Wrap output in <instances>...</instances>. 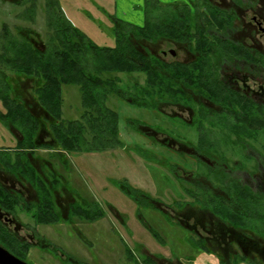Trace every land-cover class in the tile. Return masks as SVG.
I'll use <instances>...</instances> for the list:
<instances>
[{
    "label": "flooded vegetation",
    "instance_id": "flooded-vegetation-1",
    "mask_svg": "<svg viewBox=\"0 0 264 264\" xmlns=\"http://www.w3.org/2000/svg\"><path fill=\"white\" fill-rule=\"evenodd\" d=\"M174 3L187 5L190 23H187L184 37L160 38L156 42L142 41L140 47L164 63L188 64L191 75L193 72L195 74V63L201 61V71L197 74L201 78L198 82L200 86H194L197 85L194 81L197 77L190 78V85L181 88L189 90V102L161 103L156 110H150L167 116L169 125L165 121L160 122L158 128V124L146 122L133 125L153 144L165 146V152H171L186 161L187 168L191 162L192 167L189 169L171 165L181 184L186 183V187L182 184V188L187 198L173 209L155 202L148 204L147 207L158 210L161 215L148 216V221L141 222L145 228L151 224L159 232L165 233L174 252L153 254L144 250L146 256L143 260L133 261L130 257L131 262L193 264L192 258H188L186 253L189 246L198 252L214 253L221 264H237L238 261L264 264V221L258 220L255 212L257 206H264V151L256 145L264 143V0H186L167 4ZM145 9L144 6L143 21L138 26L144 25ZM193 90L200 91L197 93ZM110 98L114 97L107 99V106ZM29 101L39 108L35 101ZM81 105L83 109L82 96ZM175 108L187 112L188 119L181 113L176 115L167 111ZM40 112L39 108L37 114ZM196 118L200 119V131L193 126ZM11 130L18 139V145L22 136L16 129ZM118 134L122 146L102 152L124 146L119 122ZM161 135L166 136L161 140ZM36 140L38 144H43L51 141L52 137L48 131L41 130ZM200 142L222 144L224 148L234 151L231 150L230 155L226 156L224 151L218 150V146L216 152L208 153L203 151L205 147ZM15 152V157L0 156V246L26 264H34L29 259V251L39 245L48 254L57 256L60 252L62 264H88L78 261L46 236L48 243L45 242L37 230L39 225L44 224L63 222L72 225L74 221L71 218L85 221L76 212V206H85L91 212L102 213L98 219L86 220L88 223L106 216L99 204L87 201L65 188L66 178L58 166L69 169L68 175H71L69 167L73 164L70 154L59 149H18V146ZM54 157L59 162L57 169L53 159H50ZM181 171L186 177L180 176ZM70 179H67L66 184ZM64 190L69 198L70 195H76L68 203L67 210L59 203ZM213 205L218 207L221 214L212 210ZM20 212L26 213L37 229L30 222L22 224ZM226 212L234 214L235 220L226 218ZM45 215L57 216L58 220H38ZM119 218L123 222V218ZM171 225L178 226L183 233L174 238L167 229ZM22 230L27 231L28 237L20 236ZM28 238L29 241L26 240Z\"/></svg>",
    "mask_w": 264,
    "mask_h": 264
},
{
    "label": "trees",
    "instance_id": "trees-1",
    "mask_svg": "<svg viewBox=\"0 0 264 264\" xmlns=\"http://www.w3.org/2000/svg\"><path fill=\"white\" fill-rule=\"evenodd\" d=\"M10 3L22 8L21 15L34 21L38 0H10ZM186 6L145 0L143 26L116 20L115 47L94 43L72 24L54 0L46 3V38L31 27L15 26L12 31L3 23L0 29V121L22 136L18 149L45 147L72 154L122 146L118 114L106 105L109 97L148 110H156L161 103L189 102V90L181 88L189 86L188 80L200 73L201 61L195 63V74L191 75L188 64L164 63L140 47L142 41L183 38L190 23ZM28 81L30 89L24 86ZM194 81L197 83L194 86L199 87L201 78ZM64 86L76 87L81 93L80 119L63 118ZM24 90H32V100L41 109L39 114L34 110V103L24 98L27 96H23ZM199 118L194 120L193 126L200 131ZM41 130L48 131L52 140L38 144L36 137ZM200 145H204L205 152L217 151V144L200 142ZM211 208L221 214L217 206ZM76 212L85 220L98 219L102 214L91 212L85 206H76ZM255 212L258 220L264 221V206H257ZM225 217L235 220L230 212H226ZM43 218L38 220H58L57 216Z\"/></svg>",
    "mask_w": 264,
    "mask_h": 264
},
{
    "label": "rangeland",
    "instance_id": "rangeland-1",
    "mask_svg": "<svg viewBox=\"0 0 264 264\" xmlns=\"http://www.w3.org/2000/svg\"><path fill=\"white\" fill-rule=\"evenodd\" d=\"M54 1L73 25L81 29L94 43L102 47H115L117 45L115 32V21L117 19L135 25H141L143 21L145 0ZM160 1L167 4L186 0ZM46 3L47 0H38L36 16L32 22L21 15L22 8L11 5L5 0H0V29L3 23H7L12 31H14L15 26L31 27L41 37L46 38ZM24 86L26 89H30L31 82H26ZM22 92L23 96L27 95L24 97L25 99L31 100L34 98L32 90ZM63 96V117L69 120L78 119L83 111L79 90L76 87L64 86ZM107 104L119 114L120 136L124 146L100 153L84 151L70 154V160L73 164L69 167L72 171L71 175H68L69 169L65 170L58 166L66 178L65 188H68L71 192H76L87 201L92 200L96 202L95 204H99L105 211V218L94 223L71 218L74 221L72 225L63 222L44 224L39 225L37 229L30 217L26 213L20 212V221H22V224L30 222L33 227L40 231L42 240L47 242L44 237L46 236L50 242L58 245L66 253L78 261H86L88 264H136L131 262V258L133 261L143 260L146 256L144 250L153 254L155 252L173 253V246L169 243L165 233L159 232L158 228H154L151 224L145 228L141 222L143 220L148 221V216L161 215L158 210L147 207L152 202L173 209L186 200L187 196L182 188V184L186 187V183L181 184L172 169L174 166H171L179 165L187 168L186 161L179 159L171 152H165V146L153 144L152 140L139 133L133 125L146 122L154 125L158 124V128L160 127L159 123L162 121L167 122L168 117L164 115L165 118L156 112L131 106L116 98H110ZM34 108L39 112L36 105H34ZM0 109H2L1 104ZM167 111L176 115L181 113L186 119L189 117L187 112H182L177 108L168 109ZM171 122L174 123L172 120ZM169 123L167 122L166 125H169ZM180 131L184 130L180 129ZM186 133L188 135L189 132L186 131ZM16 134L20 136L18 132ZM166 135H161V140ZM17 140L11 128L0 121V156L15 157ZM256 145L259 150L264 151V143H256ZM218 146V150L224 151L226 156H229V152L233 150L232 148L231 150L224 148L222 144H217L216 147ZM45 154L51 156L50 153ZM50 159H53L54 166L57 169L58 160L55 157ZM188 167H192L191 162L188 163ZM183 173L181 171V175H179L184 178L186 175ZM69 178H71L70 182L66 184ZM62 194L63 197H61L59 203L67 210L68 203L73 201L72 198L76 195H70L69 198L65 190ZM119 217L123 218V222L119 221ZM163 224L167 226L166 223ZM169 227L167 228L168 232L174 238L183 233V230L178 226L171 225ZM26 232L22 230L19 234L25 238L27 236ZM26 240L29 241V238ZM35 246H38V244ZM40 247L42 246L39 245L38 248L30 249L29 259L32 263L62 264L60 252L57 253V256H54L43 251ZM178 248L179 245H177ZM236 250H238L237 247ZM186 253L188 258H192L193 264H221L217 255L211 252H198L195 248L188 246ZM237 264L249 263L238 261Z\"/></svg>",
    "mask_w": 264,
    "mask_h": 264
},
{
    "label": "water",
    "instance_id": "water-1",
    "mask_svg": "<svg viewBox=\"0 0 264 264\" xmlns=\"http://www.w3.org/2000/svg\"><path fill=\"white\" fill-rule=\"evenodd\" d=\"M0 264H26L0 246Z\"/></svg>",
    "mask_w": 264,
    "mask_h": 264
}]
</instances>
